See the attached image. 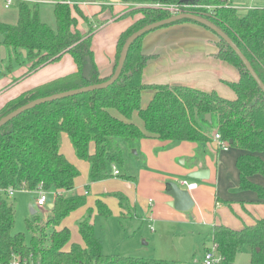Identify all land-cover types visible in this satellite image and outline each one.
<instances>
[{"label":"trees","instance_id":"16d2710c","mask_svg":"<svg viewBox=\"0 0 264 264\" xmlns=\"http://www.w3.org/2000/svg\"><path fill=\"white\" fill-rule=\"evenodd\" d=\"M51 1L55 29L40 20L37 5L20 2L17 23L0 22V46L12 49L16 54L25 52L29 67L24 76L58 62L67 54L73 59L76 71L11 99L0 108V118L32 100L108 80L128 36L148 24L171 17L168 10L154 7L155 4L176 5L183 12L213 23L239 48L264 84V8H251L240 15L228 0H118L125 5L148 6L123 14L124 17H139L118 36L112 73L102 78L92 50L97 31L86 24L87 19L79 6L68 5V0ZM195 4L209 5L212 9L193 8ZM79 18L86 24V32L78 29ZM178 23L194 22L180 20L161 28ZM150 32L131 44L122 71L111 85L40 104L0 127V264L10 262L13 257L32 260L34 264L37 261L39 264H168L164 260L103 255L101 242L90 224L91 209L77 224L82 245L73 243L68 250H63L70 238L68 228L49 231L50 243L45 246L43 237L46 235L42 233L41 236L33 234L26 243L24 234L12 232L15 213L7 203L8 189L44 191L54 195L53 217L47 221L53 226H59L71 212L85 205V195H62L74 189L79 174L60 151L63 134L70 140L76 157L88 164L89 182L96 183L114 177L113 167H125L126 149L127 155H137L130 150L136 149L143 139L204 145L210 141L204 129L214 126L222 142L240 151L235 160L239 179L235 191H252L257 202L264 204V187L252 181L255 176L264 179L263 92L219 37L214 57L233 66L239 73L237 82L227 83L235 94L234 99H224L214 91L145 84L143 70L152 56L142 53L141 40ZM148 90L153 91V96L143 108L142 94ZM207 114L211 116L210 123L205 120ZM135 117L142 123V128L135 122ZM115 176L119 177V174ZM120 178L133 179L127 175ZM169 189L166 185V190ZM102 197L117 198L122 208L127 205L120 193ZM94 206L96 216L107 218L111 215L100 199ZM26 228L33 233L31 222H26ZM205 239L216 246L222 259L219 264H232L242 252L249 254L250 264H264V216L239 230L214 225Z\"/></svg>","mask_w":264,"mask_h":264},{"label":"rangeland","instance_id":"374dc122","mask_svg":"<svg viewBox=\"0 0 264 264\" xmlns=\"http://www.w3.org/2000/svg\"><path fill=\"white\" fill-rule=\"evenodd\" d=\"M70 1L73 2L75 0ZM115 1L116 0H96L90 4L83 5V2H86V0H79V3L82 4L80 6V11H82L88 22H86V24L88 26L91 25L93 30L99 31L103 25L108 23L107 21L101 20L102 15H100L101 8L99 2H107V4H104L103 9L109 8L111 4H114L112 9L116 12L118 7ZM260 1L261 0H232L229 2L232 3L233 7L236 9L240 8L241 10L239 9L238 12L242 15L244 10L247 9V6L248 8L255 7ZM145 6L148 5H127L129 9ZM193 8L211 10L212 6L195 4ZM17 9L18 8L15 7L12 10H4L3 1L0 0V22L15 25L17 22ZM38 12L42 22L52 29L56 28L53 16V4L51 2L45 1L39 4ZM172 15L175 14H171V16ZM13 17L15 21L12 22ZM90 17H93L95 21ZM79 21L81 22L78 24V29L81 32H86V24L82 22L81 18H79ZM107 31H111V28L100 30L94 36L95 54L98 56L99 60H101L100 62L102 64L109 55L111 48L110 38L112 34ZM145 39H147V35L141 40V50L143 44H145ZM216 39L218 42V37ZM24 57L25 52L23 50L16 54L12 49L0 46V80L5 78V75H2L4 73H10L16 76L15 73L26 65ZM8 69H10L9 72ZM44 78V76L36 78L35 82L43 80ZM33 82L34 81H30L29 83L26 82L17 89H21L23 86L32 84ZM15 91L16 90L11 91L10 94L12 95ZM204 132L210 141L204 145L194 143L196 144L194 158L196 161L198 160L201 162L204 158L210 160L209 163L211 164L213 175L209 181L204 183H208L213 189H215L216 185L217 195L221 198H227L231 192H234V188L238 187L237 173L232 161L226 162L224 167L219 169L220 157H226L227 155L232 157L238 152V149H230L229 152H224L216 148L215 145V151H218L216 159L212 145L215 128L214 126H208L204 129ZM63 135H61V146H63ZM164 143L165 141L158 139H147L141 144L138 143L136 149L130 150L132 154H134L133 151L136 152V157L127 155L128 151L126 149V166L123 168H116L119 177L114 175V177L96 183L89 182L88 174L86 173L87 166L84 161L76 157L72 147L69 145V147L63 148L62 154L76 167L79 174L75 179L74 189L70 192H64L62 195L67 197L69 195L83 194L85 190L88 191V194L85 196L86 211L83 210L82 206L64 218L59 226L49 225L47 221L53 217V213L51 209H47V205L51 202L52 195L49 193L46 205L42 208H38L36 206V200L39 196V192L16 191L11 197L7 198V203L13 208L15 213V222L12 232L24 234L26 243H29L33 234L41 236L42 233L46 235L43 237V244L45 246L50 243L47 234L49 231L52 229L58 230L60 228H68L70 231V238L63 250H68L73 243L82 245L77 224L87 216L90 207H92L95 202L94 200L98 198L103 188L106 187V190L119 191L118 193H121L126 199L125 202L128 198L135 210L131 209L129 205H126L125 208H120L121 212L123 211L120 215L118 199L110 197L105 199V203L111 211L109 217L96 216V213H92L91 211L90 224L94 226L95 234L101 242L103 255L107 257L118 256L164 260L167 261L168 264H199L198 260L202 255L203 246L204 244H209V241L205 238L210 228L202 222H199L201 221L203 209L195 205L193 209L187 212H177L173 210L167 205V201L163 200L158 185L160 184L161 186L163 182H165L164 184L168 183V180L171 178L177 180V185L183 179H185L187 183L195 184H202L203 181L188 178L187 174L183 175L180 172L188 166H191L195 160L192 163L189 161V156L187 154L183 156L177 155L174 148L179 144L178 142H171L168 146ZM215 169H217L216 172ZM122 175H127L133 179L128 181L124 180L120 178ZM173 175L176 177H172ZM135 185L136 187L138 186V189H135ZM179 187L185 188L186 186L179 185ZM243 192L244 195L254 193L252 191ZM205 202H207V200ZM201 205H204V202H202ZM30 207L35 211L34 215L30 213ZM135 213L138 217L135 216ZM195 215H197V220L194 219ZM35 217H37L36 220H34ZM230 219L233 220L232 217H230ZM26 222L32 223L34 227L33 233L26 228ZM40 230H42V232H40ZM232 264H250L249 254L246 252L239 253Z\"/></svg>","mask_w":264,"mask_h":264},{"label":"crops","instance_id":"0c3cea01","mask_svg":"<svg viewBox=\"0 0 264 264\" xmlns=\"http://www.w3.org/2000/svg\"><path fill=\"white\" fill-rule=\"evenodd\" d=\"M115 2L118 7L116 12H114V10L112 9L114 4H111L109 8H105L104 10L101 9L100 11V15H102L101 20L108 22L107 24L103 25L100 30L111 28V31H107V32L112 34L110 38V45H111L110 52L103 64L100 62L101 60H99L98 56H96L95 54L94 37L92 40V50L94 53L95 63L102 78H106L110 76L112 73L114 56H115V45L118 36L130 24L133 23L134 19H137L139 17V16H136L134 18L124 17L123 14H125L130 9L127 7V5L120 3L118 0H116ZM18 4L19 3H15L9 9H5L4 7L3 8L4 10L7 11L12 10L15 7L18 8ZM99 4L101 8V6L107 4V2H99ZM231 6L233 7L232 3ZM251 8H264V0L258 2L255 5V7L248 8L247 6V9L245 10ZM239 9L240 8H238V10ZM17 19H18V9H17ZM93 20L95 21L94 18ZM13 21H15L14 17L12 19V22ZM99 31H97L95 35ZM216 38L217 36L211 33L209 30H207L201 25L194 23L173 24L150 32L147 35V39H145V44H143V48H142L144 54L152 56V58L147 62V65L143 70V75H142L143 82L145 84H150V85H165L169 87L184 86V87L197 89L203 92L214 91L224 99H228V100L234 99L235 94L230 89V87H228L227 83L237 82L239 78V73L237 69H235L233 66L224 63L214 57V54L217 51ZM28 67L29 64L27 63L24 67L20 68V70L15 73L16 76H13L10 73L3 74L5 75V78L0 80V108L3 107L11 99L19 96L24 92H27L28 90L36 86L42 85L46 82H49L59 77L69 75L76 71V66L74 64V61L71 58V56L68 54L64 55L58 62L48 64L30 75L24 76ZM42 76L45 77L43 80H39L38 82H35L36 78H40ZM15 80L18 81L16 82ZM30 81H34V82L32 84H27L23 86L21 89H17L20 85L26 82L29 83ZM12 89L16 91L13 92L11 95L10 92L13 91ZM152 96H153V91L148 90L143 92L142 94L143 108L146 107V105L151 100ZM135 122L137 123L138 126L141 127L142 123L137 118L135 119ZM63 136H64L63 146H61L60 148L61 153L63 148H67L69 147V145L72 147L68 137L65 134ZM145 140L147 139L141 140L139 144L145 142ZM178 143L179 144L176 145V147L174 148V150H176L177 152V155L183 156L187 154L189 156L188 158L189 161H191L192 163L195 160V162L191 166H188L187 168L180 171L183 175L185 174L188 175L193 171L203 170V169L209 171V178L207 180H202L203 181L202 184H196L195 189L189 191L187 190L186 187L185 188L180 187L181 189L187 190L189 192L190 197L194 201L193 207L197 205L198 207L203 209L201 215V221L199 222H202L203 224L209 226L210 230L208 234L210 233L211 228L214 225H224L233 230H239L244 225H251L254 220L260 219L264 216V204L257 202V197L255 193H252L250 195H244L243 191L237 192L235 191L236 188H234V192H231V194H229L227 198H221L220 196H218L216 185H215V189H213V187L208 185V183H204L206 181H209L213 175L211 164L209 163L210 160L208 158H204L202 162L198 160L196 161V159L194 158L196 144L186 141L178 142ZM164 144L168 146L169 144H171V142L165 141ZM212 145H213L215 158L217 159L218 151L217 152L215 151L216 149H215L214 139L212 141ZM230 149H236V148L228 147L226 151L224 150L223 151L229 152ZM239 154L240 151L238 150V152L234 154L232 157H230V155H227L226 157L221 156L219 169L224 167V164L226 162H230V161L234 163V167H235V160ZM85 164L87 166L86 173L88 174L89 166L86 162ZM216 171L217 169H215V172ZM236 173H237V186H238L239 179H238L237 169H236ZM174 175H178V174H174ZM174 175L172 177H176ZM168 181H172L175 183L177 182L175 178H171ZM182 181H186V180L183 179ZM252 181L264 187V179L255 176L252 178ZM164 183L165 182H163L161 186L159 184L158 187L163 200H166L168 205V202L171 201V198L168 197L166 194L167 191L166 184ZM179 185L180 184L178 183V186ZM136 188L138 189V186L136 187L135 185V189ZM118 192L119 191L116 190H106L105 187L103 188V191L98 195V198H96V200L100 199L103 203H105V199H108L110 197L103 198L102 197L103 195H108L111 193H118ZM87 194L88 191L85 190L83 194H78V195L86 196ZM203 200L205 201L207 200V202ZM202 202H204V205H201ZM94 204L92 207H90L92 213H96ZM127 205H129L131 209L135 210L133 204L130 202L128 198H127ZM120 208L121 207L119 205V209ZM85 209H86V205L83 206V210ZM172 209L175 210L174 208ZM122 212L120 209V215ZM135 216L138 217L136 213ZM196 216L197 215L194 216L195 220H197ZM230 217H232L233 220H231ZM209 245L210 242L208 245L204 244L202 255ZM202 255L199 257L198 260L199 264Z\"/></svg>","mask_w":264,"mask_h":264},{"label":"water","instance_id":"95a60500","mask_svg":"<svg viewBox=\"0 0 264 264\" xmlns=\"http://www.w3.org/2000/svg\"><path fill=\"white\" fill-rule=\"evenodd\" d=\"M94 1H96V0H94ZM180 20H188V21H192L196 24H199V25L209 29L217 37L222 39L226 43V45H228L230 47V49L235 53V55L239 58V60L241 61V63L243 64V66L245 67V69L247 70L249 75L251 76V78L254 80L256 85L259 87V89L264 94V84L259 79V77L255 73V71L253 70L249 61L246 59V57L243 55V53L239 50V48L233 43V41L223 31H221L213 23L207 21L206 19H204L200 16H197L195 14L188 13V12H181L179 14L172 15L171 17H169L167 19H163V20L148 24V25L138 29L137 31L133 32L130 36H128V38L125 40V42L122 46V49L120 51L119 58L117 61V65L114 69V72L108 80H106L102 83L88 85V86L81 87L78 89L68 90V91H64L61 93H57V94H53V95H49V96H45V97H41V98L32 100V101L28 102L27 104L15 109L14 111L5 115L4 117L0 118V127L3 126L4 124H6L7 122H9L14 117L21 114L22 112L27 111L29 109H32L35 106H38L40 104H44L47 102H51L54 100L73 96V95L80 94V93H85V92H90V91L97 90V89H102V88H105V87L111 85L119 77V75L122 71V68H123L129 47L131 46V44L135 40H137L139 37L143 36L144 34L150 32L152 30L161 28L163 26L172 24V23L180 21ZM87 72H88V68H86L84 70V74L86 75ZM205 120L208 123H210L211 122V116L209 114H207L205 116ZM133 153L136 154L135 151H133ZM187 176H188V178L196 179V180H200V181L207 180L209 178V171L205 170V169L197 170V171H193V172L189 173ZM166 185H168L170 188L169 190L166 191L167 196L171 198V201L168 202V205L170 207L174 208L176 211H179V212H187L193 208L194 201L190 197V194L187 190L181 189L175 182H172V181H169L168 183H166ZM52 207H53V203H48L47 209H51ZM30 213L32 215H34V213H35V211L31 207H30Z\"/></svg>","mask_w":264,"mask_h":264},{"label":"built area","instance_id":"2783aa9c","mask_svg":"<svg viewBox=\"0 0 264 264\" xmlns=\"http://www.w3.org/2000/svg\"><path fill=\"white\" fill-rule=\"evenodd\" d=\"M2 1H3V7L5 9H9L15 3H20V2L29 3V4H33V5H37V6L39 4L45 2V1L51 2L53 4V2L51 0H2ZM228 1H230V0H228ZM66 3L70 6L82 5L79 3V1L71 2L70 0H68ZM90 3H92V2L86 1V2H83V5L90 4ZM153 6L166 9L171 14H175V15L183 12L181 10V8L177 7L176 5L155 4ZM213 139H214L216 148H218L219 150L220 149L224 150V151H226L228 149L227 144L221 141L220 135L218 133L214 132ZM113 175H118V171L115 167H113ZM179 184L182 186H186L187 190H189V191L196 188L195 183L189 184L186 181H181V182H179ZM14 193H15V191L13 189H8V191L6 192L7 197H11ZM48 194L49 193L44 192V191L39 192V196L36 200V206L38 208H42L46 205V200H47ZM52 198H54V195H52ZM221 260L222 259H221L220 255L217 253L216 246L214 244L210 243V245L208 246V248L204 251V253L202 255L200 264H219ZM6 264H34V263L32 262V260L28 261L27 259H20V258L13 257L12 260ZM35 264H39V262L37 261V262H35Z\"/></svg>","mask_w":264,"mask_h":264}]
</instances>
